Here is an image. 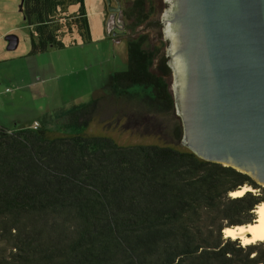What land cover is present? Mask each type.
I'll use <instances>...</instances> for the list:
<instances>
[{"label":"trees","instance_id":"trees-1","mask_svg":"<svg viewBox=\"0 0 264 264\" xmlns=\"http://www.w3.org/2000/svg\"><path fill=\"white\" fill-rule=\"evenodd\" d=\"M22 10L30 55L65 48L66 34L93 41L85 0H23ZM152 10L149 0H135L124 10L129 30ZM131 36L127 69L111 74L92 102L52 128L0 124V264H264V242L242 246L222 234L253 223L264 202V188L231 197L257 187L247 175L186 147L121 148L86 135L104 103L177 117L167 58L157 66L147 37ZM177 118L171 138L180 142Z\"/></svg>","mask_w":264,"mask_h":264},{"label":"water","instance_id":"water-1","mask_svg":"<svg viewBox=\"0 0 264 264\" xmlns=\"http://www.w3.org/2000/svg\"><path fill=\"white\" fill-rule=\"evenodd\" d=\"M169 2L164 30L183 125L180 144L203 160L247 175L257 187L246 185L245 193L259 192L264 188V0H180L183 28L174 20L176 0ZM105 4L108 12L116 10L112 0ZM5 40L8 51L17 48V36Z\"/></svg>","mask_w":264,"mask_h":264},{"label":"rangeland","instance_id":"rangeland-1","mask_svg":"<svg viewBox=\"0 0 264 264\" xmlns=\"http://www.w3.org/2000/svg\"><path fill=\"white\" fill-rule=\"evenodd\" d=\"M4 1L0 3V121L7 127H33L34 121H37L52 128L53 121L49 123V120H54L56 108L69 105L71 100L75 101L74 97L81 98L80 103L89 104L95 94L89 89L101 90L108 82L110 71L122 72L127 69L129 39L127 36L114 38V35H109L111 27L108 28L104 0H85L93 41L86 45H72L77 37L66 34L63 37L66 47L37 57L40 58V66L36 58H27L30 37L27 29L21 27L23 15L20 0L18 4V0H8L9 9L3 7ZM150 1L153 2V10L149 18L128 33L132 34L133 40L146 36L150 48L158 50L157 57L161 58L168 49V41L161 36L164 28L153 27L152 23L161 22L167 6L163 0ZM78 8L69 7L70 11ZM11 28L13 31L6 34L5 30ZM8 35L19 38V46L15 51L7 50L5 38ZM54 67L59 74L57 78ZM166 81L174 98L173 71ZM104 104L106 108L99 110L86 135L109 138L121 148L163 144L181 149L186 147L180 144L182 139L175 142L171 138L172 128L179 121L174 115L168 118L140 117L138 109L127 112L128 109H123L124 105L116 101Z\"/></svg>","mask_w":264,"mask_h":264},{"label":"flooded vegetation","instance_id":"flooded-vegetation-1","mask_svg":"<svg viewBox=\"0 0 264 264\" xmlns=\"http://www.w3.org/2000/svg\"><path fill=\"white\" fill-rule=\"evenodd\" d=\"M105 1V0H104ZM135 0H112V7L114 9H116L115 11H113V13L111 12H108L106 10V18L107 20L110 18V20L112 21V26H111V29H112V33H115L116 36H114V38H120L121 36L123 37H126L128 39V36L130 35V33H128L129 31V28L127 26V23L125 22L124 20V10L126 9H129L130 7L133 6V3H134ZM180 2V0H176V7H175V15H174V20L177 22V25L176 27L178 28H183L184 27V23L182 21V18H181V11H180V8H179V5L178 3ZM163 3L165 4V6L169 7L170 5V2L169 0H163ZM153 4V2H151L149 0V6L151 7ZM106 6V4H105ZM107 8V7H106ZM162 21L160 23H152V26H157L158 28H165V22L167 21L166 20V17L165 15L162 17ZM161 36L166 38L165 37V30L162 31L161 33ZM168 50L169 49H166V52H165V56L167 58V66L170 68V71H171V76H172V69L169 65V62H170V59H169V56H168ZM160 63V59L158 58L157 61H156V65L158 66ZM168 78V77H167ZM176 114H177V110H176ZM177 117H179V115L177 114Z\"/></svg>","mask_w":264,"mask_h":264},{"label":"bare ground","instance_id":"bare-ground-1","mask_svg":"<svg viewBox=\"0 0 264 264\" xmlns=\"http://www.w3.org/2000/svg\"><path fill=\"white\" fill-rule=\"evenodd\" d=\"M247 190H250V188ZM245 191L246 188H242L231 193V197H241L244 195ZM255 213L257 217L253 223L227 228L224 232L225 238L239 240L242 246L264 242V202L257 206Z\"/></svg>","mask_w":264,"mask_h":264},{"label":"crops","instance_id":"crops-1","mask_svg":"<svg viewBox=\"0 0 264 264\" xmlns=\"http://www.w3.org/2000/svg\"><path fill=\"white\" fill-rule=\"evenodd\" d=\"M2 0H0V3L2 4V2H1ZM7 1V2H6ZM6 1H4V5H3V7L5 8V9H9L8 7H9V5H8V0H6ZM12 2L14 1V0H11ZM23 0H20V5H21V2H22ZM19 3V0H18V2H17V4ZM105 9H106V6H105ZM21 13H22V15H23V12L21 11ZM23 22L21 23V24H23V25H21V27H25L26 29H27V31H28V36L30 37V39H31V36H32V29L29 27V25L26 23V21H25V18H24V16H23V20H22ZM13 31V28H11L10 30H5V32H6V34L7 33H10V32H12ZM20 42V41H19ZM73 44H75V45H78V44H83V43H72V45ZM8 45V44H7ZM31 45V43H30V41H29V46ZM84 45H86V44H84ZM18 46H19V43H18ZM18 46H17V48H18ZM16 48V49H17ZM15 49V50H16ZM14 50V51H15ZM56 50H59V49H55V48H51V49H49L48 50V52H46V53H42V54H36V55H30V54H28V56H27V58H36V61L39 63V66H40V58H37V57H39V56H44V55H46V54H50V53H52V52H54V51H56ZM29 53H30V50H29ZM55 68V67H54ZM55 72H56V76H55V78H57L58 77V72H57V69L55 68ZM114 73H116V72H112V71H110V75L111 74H114ZM75 75L76 76H78V73H75ZM55 80V79H54ZM64 87H65V85H64ZM88 88V87H87ZM99 88H95V89H89V91L91 92V91H93L92 92V94L95 92H97V91H99L98 90ZM9 90V89H8ZM91 94V95H92ZM91 97V96H90ZM73 100H75V101H72L71 100V103L69 104V105H65V107H62V105H60V107H58V108H56L55 110H54V112H55V116L53 117L54 118V120H49V123H51L52 121H55L57 118H59V117H63V116H65V115H67V114H69L70 112H72V111H74V110H76V109H78V108H80V107H82L83 105H85L86 103H80V100H82L81 98H77V97H74L73 98ZM67 107V108H66ZM65 109H67V110H65ZM34 123H38L37 121H34ZM53 123V122H52ZM0 124H2V125H4V126H6V124H4V123H2L1 121H0ZM39 125H40V123H38ZM52 125V124H51ZM7 127V126H6ZM9 128V127H8Z\"/></svg>","mask_w":264,"mask_h":264},{"label":"built area","instance_id":"built-area-1","mask_svg":"<svg viewBox=\"0 0 264 264\" xmlns=\"http://www.w3.org/2000/svg\"><path fill=\"white\" fill-rule=\"evenodd\" d=\"M108 21V28H110L111 26V24H112V21L110 20V18L107 20ZM111 30V32H112V29H110ZM110 31H109V29H108V33H109ZM38 127V123H35L34 125H33V128H37Z\"/></svg>","mask_w":264,"mask_h":264}]
</instances>
